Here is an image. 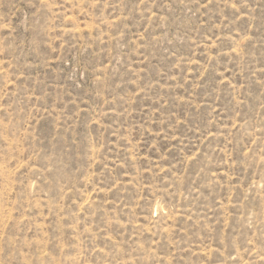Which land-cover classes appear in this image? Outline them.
Segmentation results:
<instances>
[{"label":"rangeland","instance_id":"374dc122","mask_svg":"<svg viewBox=\"0 0 264 264\" xmlns=\"http://www.w3.org/2000/svg\"><path fill=\"white\" fill-rule=\"evenodd\" d=\"M0 264H264V0H0Z\"/></svg>","mask_w":264,"mask_h":264}]
</instances>
